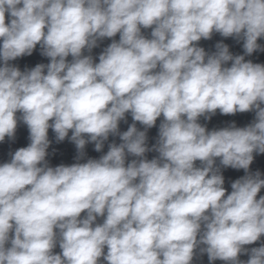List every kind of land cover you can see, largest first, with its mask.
I'll list each match as a JSON object with an SVG mask.
<instances>
[{"label":"clouds","instance_id":"9594fccd","mask_svg":"<svg viewBox=\"0 0 264 264\" xmlns=\"http://www.w3.org/2000/svg\"><path fill=\"white\" fill-rule=\"evenodd\" d=\"M214 32L243 40L245 55L264 50V0H0V142L18 121L30 139L0 165V264H192L197 248L210 264H264V245L244 247L264 235V179L249 172L253 153L264 154V65L222 42L210 55L197 46ZM117 34L99 63L83 55ZM38 44L50 63L9 64ZM217 110L255 120L211 131L198 123ZM126 113L134 123L121 133ZM161 115L150 149L147 129ZM49 128L75 144L77 161L89 142L96 151L110 134L122 142L51 167ZM126 155L138 159L126 165ZM216 158L246 173L230 194Z\"/></svg>","mask_w":264,"mask_h":264}]
</instances>
